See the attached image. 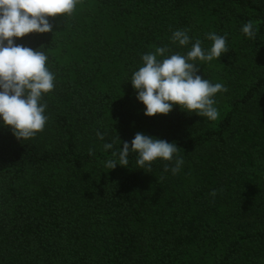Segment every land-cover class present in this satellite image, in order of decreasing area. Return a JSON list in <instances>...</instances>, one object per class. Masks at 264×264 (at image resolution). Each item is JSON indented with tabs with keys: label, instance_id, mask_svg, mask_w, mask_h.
Returning <instances> with one entry per match:
<instances>
[{
	"label": "trees",
	"instance_id": "16d2710c",
	"mask_svg": "<svg viewBox=\"0 0 264 264\" xmlns=\"http://www.w3.org/2000/svg\"><path fill=\"white\" fill-rule=\"evenodd\" d=\"M51 22L16 41L43 46L55 87L34 138L0 127V264H264V0H79ZM176 29L205 49L207 33L226 38L227 53L197 61L227 88L217 121L178 107L145 117L135 99L143 54L190 50L171 42ZM137 132L175 142L181 171L140 169L134 153L104 167L102 144Z\"/></svg>",
	"mask_w": 264,
	"mask_h": 264
},
{
	"label": "clouds",
	"instance_id": "9594fccd",
	"mask_svg": "<svg viewBox=\"0 0 264 264\" xmlns=\"http://www.w3.org/2000/svg\"><path fill=\"white\" fill-rule=\"evenodd\" d=\"M78 3L79 0H0V127L9 128L19 141L34 138L43 131L48 121L43 97L53 91L55 75L47 66L48 56L43 46L34 49L16 41L30 34L53 32L51 21L71 16ZM258 23L248 21L241 32L254 39ZM205 38L212 42L210 48H203L199 39L191 43L187 29H176L172 31L171 42L180 47L191 43L186 55H165L167 47H156L154 52L141 56L142 65L133 72L130 82L145 117L167 115L178 107L207 121L219 119L215 97L227 88L223 83H211L198 75L197 61L217 60L228 48L223 35L209 32ZM96 135L98 140H105L102 133ZM121 143L123 146L118 149L114 142L102 144L105 152L111 150L104 167L110 170L117 165L127 167L132 153L136 155L137 167L149 171L157 160L168 162L164 171L172 175L178 174L184 164L179 155L181 149L175 142L137 132L130 142L119 140ZM210 195L215 197L216 193Z\"/></svg>",
	"mask_w": 264,
	"mask_h": 264
}]
</instances>
